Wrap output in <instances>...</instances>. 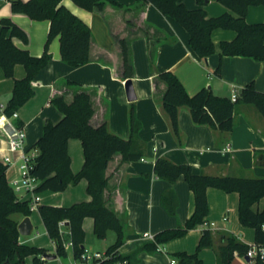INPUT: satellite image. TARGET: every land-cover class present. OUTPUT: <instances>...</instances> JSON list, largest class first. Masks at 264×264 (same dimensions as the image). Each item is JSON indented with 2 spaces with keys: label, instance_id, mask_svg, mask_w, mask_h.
<instances>
[{
  "label": "crops",
  "instance_id": "1",
  "mask_svg": "<svg viewBox=\"0 0 264 264\" xmlns=\"http://www.w3.org/2000/svg\"><path fill=\"white\" fill-rule=\"evenodd\" d=\"M116 1L125 7L109 3L103 11L88 10L73 0L62 1L63 5L91 28L93 35L90 60L79 67L66 63L60 52V38L56 36L48 49L52 58L34 80L35 95L18 109L16 118L23 122L26 130L24 151H30L35 148L42 135L44 122L48 119L57 122L63 116L51 99L57 95H64L67 101H71L78 89H86L92 95L95 109L92 123L98 125L107 121L112 132L129 138L131 101L126 93L127 80L123 78L121 72V47L115 38L129 36L130 53L135 67L134 76L130 81L136 93V99L133 101L136 114L142 123L139 133L146 144V150L142 158L125 163L121 161V153H116L107 167L109 182L105 190L107 205L113 208L127 225L125 242L118 249L119 253L125 255L149 241L144 236L146 232L155 235L163 229H172L184 224L195 208L194 193L184 176L174 183H169L156 175L154 164L157 157L166 156L176 163L190 164L193 172L198 174L264 176V116L255 105L242 103L236 107L235 125L229 133L215 130L206 124L195 123L189 107L183 105L179 109L178 119L180 142L173 133L170 119L163 109L162 98L166 83L158 77V72L172 70L177 73L191 95L201 88L209 87L218 95L230 96L233 89L240 92L251 81L255 82L258 90L264 91V60L242 55L222 56L221 41L232 40L236 36V31L225 28H216L212 31L215 52L207 58L201 57L190 45L188 30L176 19L164 15L151 3L136 9L138 0ZM185 3L189 8L198 7L197 0H185ZM206 5L211 17L225 12L237 15L218 0H209ZM2 18L12 19L27 32V41L15 38L17 46L27 49L32 55L43 54L51 25L49 19L35 20L25 13L14 12L11 0H0V21ZM246 19L250 23L264 21V5H251ZM128 20L134 21L133 33L127 25ZM145 27L150 28L151 37L145 34ZM155 29L158 32H153ZM160 35L174 40L156 43L155 38ZM219 65L222 72L217 74L216 68ZM25 75L24 65L16 64L15 78H23ZM68 81H74L77 85L69 84ZM13 86L14 78L6 77L0 65V105H7ZM3 116L7 117L4 114ZM3 120L4 117H1L0 123ZM228 143L231 144V150H223ZM69 148L72 169L77 173L84 164L81 139L71 138ZM19 153L8 150L6 137L0 132V158L4 154H11L17 158ZM18 167L19 160L9 165L6 172L13 188L10 179L18 175ZM168 188H173L178 196L176 215L168 214L161 202L162 193ZM37 192L41 196L40 203L61 206L88 201L91 198L87 191L86 179H81L77 184H70L64 191L47 189ZM19 195L22 199L29 200L32 192H23ZM207 196L209 204L205 222L207 225L201 224L189 230L186 235L161 244L153 253L141 252L137 256V261L132 264H171L175 252L194 253L202 232L207 227L215 232H232L249 246L255 245L254 228L244 226L240 221L239 193L208 187ZM253 208L255 210L264 208V197L256 202ZM36 210L40 218L39 210ZM14 214L12 216L19 222L25 217L19 212ZM30 218L32 220L31 216ZM83 227L86 243L88 234L94 233L93 217L90 215L85 217ZM21 236L20 234V241L26 243ZM49 238L50 243L39 245L52 253L55 251L54 241L50 236ZM110 245H106L102 251L107 250ZM68 253L71 256V248H68ZM246 256L236 254L231 264H250ZM200 257L203 264H218L216 250L213 247L203 248Z\"/></svg>",
  "mask_w": 264,
  "mask_h": 264
},
{
  "label": "trees",
  "instance_id": "2",
  "mask_svg": "<svg viewBox=\"0 0 264 264\" xmlns=\"http://www.w3.org/2000/svg\"><path fill=\"white\" fill-rule=\"evenodd\" d=\"M63 0H11L14 12L30 15L35 20L49 19L51 22L44 52L40 56L32 55L27 49L20 48L15 38L28 40L27 32L10 18L0 21V65L6 77L14 78L11 97L3 110L7 117L13 118L30 98L35 95L33 83L41 69L52 58L49 44L56 37L60 38L62 59L71 66L79 67L89 62L92 31L90 26L69 8L62 4ZM76 4L88 10L103 11L109 3L125 7L116 0H73ZM209 0H197L198 7L189 8L185 0H138L136 9L151 3L164 15L170 16L183 25L190 34V45L201 57L207 58L215 52L216 46L212 39V31L216 28L232 29L236 36L232 40L220 43L221 55L249 56L256 60H264V21L250 23L246 19L251 5H264V0H218L237 13L225 12L218 16H210L205 6ZM127 25L133 33V20ZM147 37H151L150 28L144 29ZM153 32H158L157 29ZM115 36V35H114ZM120 44L122 54V76L131 80L135 67L131 55L130 38L115 36ZM168 36H157L156 43L173 41ZM154 61V60H152ZM24 65L26 75L15 78V65ZM221 66L216 73L220 74ZM158 77L166 83L162 105L167 113L173 133L181 142L179 109L189 107L192 119L197 124H206L215 130L231 132L235 125L234 112L242 103L255 105L264 116V91L258 90L254 81L247 83L239 92L238 99L232 101L230 96L216 94L211 88L204 87L194 94H189L177 73L172 70L158 72ZM69 84L77 85L74 81ZM52 103L62 112V118L54 122L46 120L42 135L35 144L38 154L33 160L31 174L40 182L37 191H64L70 184H77L81 179L87 180V191L91 195L88 201L74 202L69 206L40 203L38 206L44 227L52 240L57 243L56 253L61 258L68 256V250L63 246L60 232V221L67 220L70 238L73 240V252L78 256L85 247V230L83 220L93 217L94 233L99 238H105L109 230L116 232L115 241L107 248L114 252V258L101 264H114L119 259H127L130 264L137 261V256L143 252H155L160 245L172 239L182 237L186 233L206 222L209 213L207 189L216 187L225 192L239 193V217L244 226L255 230V242L264 245V208L255 210L253 205L264 197V176H235L194 173L187 163H176L166 156L155 160L154 171L160 178L169 183L176 182L181 176L188 181L195 197V208L184 224L166 228L154 235V239L139 245L129 254L119 253V247L126 239V222L116 211L107 205L105 190L108 187L109 175L107 167L116 153H121L122 162L137 160L145 155L146 144L140 137L142 123L136 114L134 101L129 110L130 137L124 138L110 130L108 122L98 125L92 123L94 104L91 93L86 89H78L71 101L64 95L51 99ZM17 126H23L18 118H13ZM82 141L84 164L79 172L72 169V158L69 153L71 138ZM8 166L0 159V264H26V258L31 257V264H45L42 256L47 252L43 247L20 241L18 224L12 214H31L29 200L22 199L7 179ZM178 196L173 188L162 193L161 202L170 215H176ZM206 247L216 250L218 264H231L236 254L247 255L249 245L236 234L228 231L215 232L204 228L197 249L194 253L186 251L175 252L173 257L178 264H203L200 251ZM250 264H264V255L250 257Z\"/></svg>",
  "mask_w": 264,
  "mask_h": 264
},
{
  "label": "built area",
  "instance_id": "3",
  "mask_svg": "<svg viewBox=\"0 0 264 264\" xmlns=\"http://www.w3.org/2000/svg\"><path fill=\"white\" fill-rule=\"evenodd\" d=\"M239 92L236 89L232 90L230 98L232 101H236L238 99ZM5 106L0 105V118L4 117L2 123H0V132L4 134L8 144V150L10 152H20L17 158H14L11 154H4L1 156V160L5 162V164L9 167L16 163L19 160V167H18V175L10 179L12 184L14 185V189L17 193L21 194L23 192H32V197L29 199L30 209L31 211L38 209V206L41 201V196L37 192V185L39 184V180L31 174V169L33 168V160L35 156L38 154V149L33 148L30 151H24V141L26 137V130H24L23 126H17L13 122V118L18 116L17 112H14L13 118L5 117V113H3ZM223 150L229 151L231 150V144L228 143L224 147ZM20 196V195H19ZM21 197V196H20ZM22 198V197H21ZM67 220L60 221V232L63 238V246L65 248H71L72 254L66 258H63L61 264H101L104 261L111 260L114 258V252H108L107 250H92L87 247H84L83 251L78 255L75 256L73 252V240L70 238V231L67 228ZM207 225V223H204ZM146 238L149 240L154 239V235L151 233L146 232L144 234ZM54 241V240H53ZM54 248L55 251L52 254H56L57 250V243L54 241ZM264 255V245H253L250 246L247 251V256L254 257L257 255ZM57 257H59L57 255ZM42 259H45L44 255ZM68 259V260H67ZM66 260V261H65ZM178 261L175 257L171 258V264H177ZM114 264H130L127 259H119Z\"/></svg>",
  "mask_w": 264,
  "mask_h": 264
},
{
  "label": "rangeland",
  "instance_id": "4",
  "mask_svg": "<svg viewBox=\"0 0 264 264\" xmlns=\"http://www.w3.org/2000/svg\"><path fill=\"white\" fill-rule=\"evenodd\" d=\"M48 194L51 195L52 193H48ZM30 216L32 217V221L34 223L35 229L34 232L30 235L23 234L21 236L23 240H25L26 243L31 245H39V243H46V244L50 243L49 235H47L45 227L41 221V217L40 218L38 217V211L33 210ZM114 239H115L114 230H110L106 238H99L94 233H89L86 239L87 242L85 243V247L92 250L98 249L102 251L104 247H106V245H110L111 243H113ZM61 261H63V258L56 257L55 259L46 260L45 264H60ZM26 264H31V257L26 258Z\"/></svg>",
  "mask_w": 264,
  "mask_h": 264
},
{
  "label": "water",
  "instance_id": "5",
  "mask_svg": "<svg viewBox=\"0 0 264 264\" xmlns=\"http://www.w3.org/2000/svg\"><path fill=\"white\" fill-rule=\"evenodd\" d=\"M126 93H127V97L130 101H133L136 99V93H135V90H134V87L132 85V82L130 80H128V82L126 81ZM18 230H19V233L21 235H30L32 234L33 230H34V224L30 218V216H25L18 224ZM44 257L45 259H55L57 257L56 254H52V253H49V252H46L44 254ZM246 259L249 261L250 260V257L249 256H246Z\"/></svg>",
  "mask_w": 264,
  "mask_h": 264
}]
</instances>
